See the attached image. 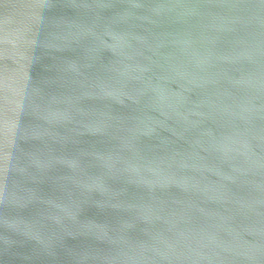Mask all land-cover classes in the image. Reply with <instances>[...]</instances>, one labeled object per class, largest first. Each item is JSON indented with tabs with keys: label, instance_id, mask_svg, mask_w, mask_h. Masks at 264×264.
<instances>
[{
	"label": "water",
	"instance_id": "95a60500",
	"mask_svg": "<svg viewBox=\"0 0 264 264\" xmlns=\"http://www.w3.org/2000/svg\"><path fill=\"white\" fill-rule=\"evenodd\" d=\"M0 264H264V0H0Z\"/></svg>",
	"mask_w": 264,
	"mask_h": 264
}]
</instances>
